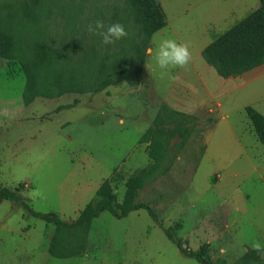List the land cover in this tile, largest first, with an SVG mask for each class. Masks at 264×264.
Wrapping results in <instances>:
<instances>
[{"label":"rangeland","instance_id":"374dc122","mask_svg":"<svg viewBox=\"0 0 264 264\" xmlns=\"http://www.w3.org/2000/svg\"><path fill=\"white\" fill-rule=\"evenodd\" d=\"M204 5L183 18L174 17L182 43L195 49L207 44L203 34L199 38L207 30L201 13L209 9V0ZM173 6L175 16L187 10ZM97 19L106 25L119 21L127 37L102 44L100 36L88 31ZM149 25L138 0H0V29L17 35L29 56L38 41L51 51L45 86H51L58 67L69 85L60 96L25 105L21 64L0 58V98L7 97L0 105H6L8 114L0 120V188L18 190L37 213L73 223L106 180L122 202L128 180L141 174L137 200L154 208L160 224L176 228L190 250L208 245L214 261L239 264L238 251L243 249L232 260L224 254L214 237L218 234L209 227V213L234 190L244 195L253 187L258 194L260 182L245 167L247 161H241L234 136L217 133L210 138L209 130L217 123L226 126L215 109L205 105L185 112L165 102L157 87L160 81L173 80L175 73L158 75L159 81L147 70L155 34ZM233 122L240 129L252 127L245 114ZM144 135L157 140V165L150 157V142H140ZM227 163L229 170H245L240 183L223 174ZM217 169L221 183L214 181ZM254 201L264 206L263 200ZM256 237L264 239V232ZM0 264L199 263L183 256L146 210L121 220L104 213L87 227L58 231L21 204L0 200Z\"/></svg>","mask_w":264,"mask_h":264},{"label":"crops","instance_id":"0c3cea01","mask_svg":"<svg viewBox=\"0 0 264 264\" xmlns=\"http://www.w3.org/2000/svg\"><path fill=\"white\" fill-rule=\"evenodd\" d=\"M205 1L207 0L159 1L167 25L153 35L147 66L156 80L161 79L158 76L161 75V69L153 59L156 44L161 38L175 39L182 43L180 29L174 25V17L183 18L191 9L203 8ZM213 1L219 10L215 11ZM172 6L187 10L175 16ZM222 10L225 11L224 15ZM201 15L207 19V30L205 33L200 32L199 38L203 34L207 44L198 49L190 46L192 59L188 67L172 69L170 72L175 73L173 80L168 83L160 81L157 88L160 94H165V102L173 109L188 112L205 105H209V109H215L217 119L225 121L226 126L219 127L217 123L209 130L210 138L217 133L234 136L241 149V161H247L245 167H249L247 170L252 169V174L260 182V186L257 185L260 188L258 194L253 187L249 191L255 194L251 195L249 191L243 195L241 191L234 190L237 194L232 192L220 199L218 207L209 213V227L218 234L214 236L217 243L232 260L239 249H243L238 251L241 252L239 258L249 251H255L252 248L255 241L264 245V239L256 237L264 232V206L258 205L257 201L251 202V199L264 201V144L246 112L247 108H252L264 118V5L260 0H209V9ZM188 72L191 73V80ZM18 96L21 98V92ZM5 98L7 99L2 95L0 100L5 103ZM12 101L13 99L6 101L9 102L7 107H11ZM5 106L0 105V120L8 116L5 114ZM244 114L252 127L249 124L244 125L243 129L234 126L233 121ZM228 165L222 166L225 168L223 174L232 179V183L244 176L245 170L232 171ZM219 173L220 170L217 169L214 177L217 183H221L223 179ZM234 187L233 189L237 188ZM213 223H217L219 227L213 226ZM260 257L264 261V252H261Z\"/></svg>","mask_w":264,"mask_h":264},{"label":"trees","instance_id":"16d2710c","mask_svg":"<svg viewBox=\"0 0 264 264\" xmlns=\"http://www.w3.org/2000/svg\"><path fill=\"white\" fill-rule=\"evenodd\" d=\"M144 11L146 19L149 22L150 34H154L167 25V19L164 11L158 0H138ZM264 5V0H260ZM0 58L5 60L18 61L21 64L22 70L26 76V85L23 92V102L25 105H30L37 98L41 97H56L66 92L68 86L65 83V71L58 67L54 73V78L51 79V86L47 88L45 82L50 79H44L43 74L47 72L48 67L53 63V55L48 47L38 41L36 51L29 56L27 52L22 50L18 43L17 35L8 33L0 29ZM123 67V65H119ZM44 82V83H43ZM247 115L253 123L255 131L264 144V118L252 108H247ZM141 143L150 142L151 152L150 157L157 165L161 159L160 151L156 149L157 140L144 135ZM143 177L141 174L131 177L126 184V192L122 202H119L117 195L114 193L111 182L106 180L96 193V198L90 202L81 212L78 219L73 223H68L56 216L35 212L32 207L23 199L18 190L9 188H0V200L19 203L24 210L32 216L44 220L47 225L53 224L58 231L67 228L76 229L87 227L95 219H98L102 214L109 213L117 219L127 218L130 213L146 210L149 216L156 221L165 236L172 241L181 254L188 259H193L199 264H225L224 260L218 259L214 261L209 254L208 245H204L198 251H193L184 245V241L178 236L176 228H165L160 224V218L157 212L149 204L139 202L137 193L142 188ZM21 187L23 184L20 185ZM57 238H55L56 241ZM261 252L249 251L238 261L239 264H249L256 261L257 264H264L260 257Z\"/></svg>","mask_w":264,"mask_h":264},{"label":"clouds","instance_id":"9594fccd","mask_svg":"<svg viewBox=\"0 0 264 264\" xmlns=\"http://www.w3.org/2000/svg\"><path fill=\"white\" fill-rule=\"evenodd\" d=\"M88 31L100 36L101 43L104 45L114 44L128 35L124 25L119 21L106 25L100 19H97L94 24L90 23ZM153 59L159 69H161V75L163 76L172 69H186L192 57L188 44L179 43L175 39L165 38L156 44ZM252 248L257 252H264V245L260 241H255L252 244Z\"/></svg>","mask_w":264,"mask_h":264}]
</instances>
